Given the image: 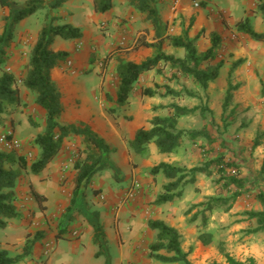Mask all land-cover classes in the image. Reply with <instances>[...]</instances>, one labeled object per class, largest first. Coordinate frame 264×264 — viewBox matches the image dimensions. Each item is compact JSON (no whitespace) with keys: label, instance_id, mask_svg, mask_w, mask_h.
Segmentation results:
<instances>
[{"label":"crops","instance_id":"0c3cea01","mask_svg":"<svg viewBox=\"0 0 264 264\" xmlns=\"http://www.w3.org/2000/svg\"><path fill=\"white\" fill-rule=\"evenodd\" d=\"M45 1L49 7L56 2V0ZM94 1L69 0L60 8L55 9L53 14L59 18L60 24H69L80 28L83 33L80 40L67 42L57 38L53 45L55 51L70 53L76 66L83 69L81 74L78 73L75 76L67 73L62 67L52 71V79L62 95L63 114L60 122L63 125L90 128L115 150L110 156L114 167L119 171L125 168L127 170L125 177L127 176L129 185L133 184L134 186L136 184L132 198H140V201L144 199L143 193L146 194L152 189L157 190L156 196H158L163 192V188L169 183V180L162 175L154 177L151 174V169L162 163L188 169L193 168V166H187L182 158L185 155V145L183 144L175 154H161L157 147L152 144L149 146V155L141 157L129 152L128 142L135 139L140 129H150L152 127L151 121L154 118L172 116L173 110L169 107L173 104L188 109L199 107V100L196 97L200 96L199 92L202 89L191 78L180 74L174 77L175 71L171 70L169 66L161 64L157 69L146 72L140 77L134 86L128 105L118 110L115 115H111L109 110L116 107L112 100H116L119 87L117 77L119 60L141 64L153 58L157 52L156 49L141 47L134 50L133 48L139 39H145L148 43L154 44L157 43V40L154 39L155 32L152 25L145 22L143 16L129 5V0H119L120 5H116L114 0L113 9L107 13H97L94 10ZM259 1L211 0L205 7L200 6V8L195 9L187 0H162V3L170 4L166 6L161 5L162 3L157 0V7L162 8L160 10L161 19L167 25V29L168 27L171 29V25L176 24L175 33L173 35L166 33V36L179 37L188 30L189 37L196 41L199 52H206L211 47V35L218 34L222 38L225 51L228 49L230 63L224 62L219 78L210 84L207 93L212 92V88L216 87L217 84L220 87L232 84V86L241 89L240 96L243 94L253 96L262 88L264 84V42L251 40L238 33L236 28V25L242 20L250 19L253 28L259 33H264V20L260 14L256 13ZM30 18L18 25H29ZM228 28H231L230 31L227 30ZM41 29L42 27L35 31L36 37ZM30 32L31 34L34 33V31ZM30 32L27 31L26 35ZM237 36L240 37L239 43H236L237 40L235 42L233 40ZM77 49L80 50L77 51ZM162 51L177 58L184 56L183 50L175 49L167 40L162 45ZM92 53L98 59L106 58L111 54L112 59L108 65H105L104 69H100L99 65L90 64L89 57ZM7 57V71L12 70L15 74L23 71L28 64V58L26 56L22 58L18 48L8 49ZM232 60H241L243 63L232 70ZM83 75L86 76L83 77ZM96 79L99 81L96 82ZM147 89L154 91L155 96H143V91ZM168 89L176 93H183V95L174 97L168 94ZM20 90L24 108L18 115L7 120L6 125H12L13 120H15L17 127L26 129L28 138L34 141L45 128L46 111L35 104L27 89L20 87ZM186 92L193 93L195 97L188 96ZM226 96L227 89L224 95L225 99ZM108 98L112 100L110 101ZM191 102L193 105L189 104ZM22 111L25 113L23 114ZM198 113L200 112L180 118L179 129L189 130L183 129L182 123ZM27 116H33L34 122L29 123L30 119ZM74 143L77 144V147L81 145L80 136L66 139L58 156L44 171L37 175L27 172L17 182L16 206L21 216L19 219L8 220L5 229L10 228L14 232H18L24 228L23 238L17 235L13 238V240H21V245H25L26 237L30 233L37 231L47 233L43 242L37 244V247H41L40 255L46 242H50L51 247L55 241L71 238L69 233L62 232L57 235L54 230L61 226V221L65 218L72 204L76 171L71 166L72 159L70 157L76 151ZM36 154L38 155V150H36ZM66 165L67 170L64 169ZM200 177L207 176L200 175L197 180ZM138 187L139 189H137ZM185 192L186 189L182 198L160 207L154 206V209L141 214L140 211L136 210L135 202L130 204L131 218H128L134 227L133 233L130 235H126V229L122 228V224L115 226L106 217L103 218L101 225L107 245L109 247H119V245L122 247L121 237L123 239L129 238V241L131 240L129 242L131 260L140 262V256L136 255L137 250L142 245L147 244L149 253L147 264H165L150 258L149 250V246L155 241L156 236V233L149 227V222L161 221L179 232L182 249L192 263L194 255H196L195 249L201 245L199 240L200 229H198L197 221H190L194 212L186 215L187 211L182 206L183 202L187 201ZM33 193H37L46 200L39 204ZM193 204L192 201L190 207ZM144 216H147L146 219ZM66 225L70 231L71 226H68V223ZM81 226L83 225H79V227ZM95 226L97 225L84 224V229L78 233L79 237L85 232L90 234V241L94 245L90 248V255L97 258L100 248L94 242ZM210 230L207 231L213 235L212 243L214 244L217 237L215 231ZM160 254L170 256L166 252H160ZM29 259L26 258L23 263L32 264ZM117 264H121L120 259H117Z\"/></svg>","mask_w":264,"mask_h":264},{"label":"trees","instance_id":"16d2710c","mask_svg":"<svg viewBox=\"0 0 264 264\" xmlns=\"http://www.w3.org/2000/svg\"><path fill=\"white\" fill-rule=\"evenodd\" d=\"M69 0H56L51 6L52 9L60 8ZM200 6L205 7L211 0H200ZM3 8L11 9L10 22L5 33L0 37V125L3 123L1 117L7 113H14L20 106L21 96L20 87L14 74L6 71L5 66L8 61L6 48L13 39V30L22 21L32 17L39 11L46 8L45 0H27L23 5L10 3L9 0H0ZM129 5L139 12L145 22H149L155 32L154 39L157 43H148L145 39H139L134 50L141 47L154 48L156 54L141 64L119 60L117 66V77L119 87L116 100L108 98L114 102L115 109H110L109 113L115 115L118 110L128 105L135 84L140 77L149 71L157 69L161 64L169 66L177 74L191 78L192 81L203 91H207L210 84L214 83L220 75L224 66V61L220 59L222 50V38L218 34L211 35V47L206 52H199L196 41L190 39L189 32L184 31L181 36H166L167 25L163 23L160 11L157 7V0H129ZM114 7V0H95L94 10L97 13H107ZM256 13L260 14L264 20V0L257 4ZM237 32L247 36L251 40L264 42V33L257 32L250 19H245L236 25ZM83 33L80 28L69 24H60L58 17H52L48 23L41 29L35 44L33 45L26 65V74L21 79V86L27 89L34 96L35 103L46 111L45 128L34 140V146L38 150V156L32 163H29L25 156L16 152H4L0 149V229L7 227L8 220L20 218L17 202V182L22 176L23 171L32 174H39L44 171L50 163L58 156L63 148L64 140L70 136L83 137L85 145L80 153L79 160L73 166L76 171L75 189L72 203L79 197L81 188H86L95 176L106 168V160L110 159L115 151L105 140L97 136L90 128L86 126L63 125L60 122L63 114L62 95L57 84L52 79V71L61 67L70 57L66 51H55L53 45L57 38L67 42L80 40ZM175 49L184 51L183 58H177L174 55H167L162 51V45L165 41ZM112 55L105 59V65L111 61ZM243 61L239 60L232 70L238 68ZM224 107L230 103L233 95L232 91L238 89L229 84ZM168 94L174 97H181L183 93H176L168 89ZM190 97H195L193 93L186 92ZM264 98V87L262 89ZM143 96L153 97L155 92L147 89L143 91ZM169 108L173 110L170 117H157L151 121V128L140 129L133 141L128 142L129 152L141 157L149 155V146L154 144L161 154H175L186 140L196 141L201 137V132L185 131L179 129V119L185 116L202 113V107L188 109L176 104ZM206 137V135H205ZM255 146H259L258 143ZM224 155L217 159L206 161L204 166H196L191 169L186 167L174 166L162 163L153 169L151 174L154 177L164 176L169 183L164 186L163 192L159 194L155 201V206L171 203L183 196L184 190L197 182L200 175L219 177V183L227 196H211L205 202L193 205L186 212V215L192 214L191 222L202 219L203 230L199 232V240L203 245H210L213 242V235L206 229L208 228V213L223 210L229 213L238 202L245 188V181L238 174H229L226 167ZM39 204L46 199L33 193ZM264 206V198L261 200ZM70 209V208H69ZM70 211V210H69ZM250 220H256L257 226L251 233H264V209L260 212L245 213ZM149 227L156 233L155 241L149 246L150 258L165 264H192L188 260V255L182 249L181 235L179 232L161 221L149 222ZM206 228V229H205ZM46 238V233L37 231L30 233L26 237L23 253L17 257L10 256L7 250L0 248V264H18L22 260L30 257L34 246ZM94 242L103 248L107 245L106 237L102 232V227L95 226ZM223 244V243H222ZM160 252H166L170 256L161 255ZM100 253L97 254V257ZM227 264H257L254 258L246 261H239L229 254H225Z\"/></svg>","mask_w":264,"mask_h":264},{"label":"rangeland","instance_id":"374dc122","mask_svg":"<svg viewBox=\"0 0 264 264\" xmlns=\"http://www.w3.org/2000/svg\"><path fill=\"white\" fill-rule=\"evenodd\" d=\"M9 1L17 6L25 4L27 0L25 2L24 0ZM159 2L162 3V0H159ZM188 3L195 8L192 2L188 1ZM115 4L120 5L119 0H115ZM161 5L166 6L170 4L166 2ZM158 9L160 11L162 8ZM54 11L55 9L46 5L45 9L30 18L29 25L15 26L13 39L6 48V54L8 49L14 47L19 49L22 58L24 56L28 58L40 33L36 37L35 31L40 27L43 28L49 19L55 17L53 16ZM10 16L11 9L9 7L3 8L0 5V37L8 28ZM175 25L172 24L171 29L168 27L166 32L173 35L176 29ZM230 29L228 28L227 30L230 31ZM27 31H34V33L31 34L30 32L26 35ZM227 37L229 36L227 35ZM239 38L238 36L234 38V42L237 40L236 43H239ZM79 50L77 49V51ZM227 50L225 51L222 43L220 59L229 64L230 59ZM105 59H98L93 53L89 57L90 64L99 65L100 69H104ZM237 62V60L231 61L232 68ZM61 67L67 73L74 76L83 72V69L76 66L71 55ZM7 68L5 66L6 71ZM7 72L14 74L17 84L19 87H22L21 79L26 74V67L17 74L12 70ZM85 76L83 75V77ZM98 81L99 79H96V82ZM229 86L220 87L217 84L216 87L212 88V92L208 93L201 90L199 92L200 96H197L196 99L199 100V107H202L204 111L190 119H183L185 121L182 123L183 129L204 134L196 139L195 142L190 140L185 141V155L182 158L187 166H204L206 161H211L212 159H217L220 155H224L225 163L229 165L226 167L228 173L238 174L246 184L242 190L240 199L229 213L218 210L213 214H207L209 217L208 228L205 229L208 231L213 229L217 240L214 244L210 245H203L200 242V247L195 249L194 253L196 255H194L192 264H227L224 256L226 253L237 258L239 261L254 258L257 264H264V233L252 234L251 231L257 226L256 220L248 219V216L245 214L247 212H260L264 209L261 202L262 198H264V98L261 94L264 84L259 89V92L253 96L251 94L250 96L247 94L240 96L241 89L233 90V97L225 108L224 95ZM31 95L34 99L33 94ZM21 103L22 105L16 112L7 113L1 117L3 123L0 125V139H7L10 146L0 145V149L4 152H16L19 155L25 156L29 163H32L38 155L36 154L37 148L34 146V141L27 136L28 131L22 127H17L15 120H13L12 125H6L7 120L12 118V116L18 115L22 108H24L22 97ZM189 104L193 105L192 102ZM22 113L24 114L25 111H22ZM27 118L30 119L29 123L34 122L33 116H27ZM31 127L33 126L31 125ZM80 139L81 145L79 147L74 143L76 151L70 157L72 159L71 166H74L79 160L80 153L85 147L83 137L80 136ZM256 143L259 146H255ZM177 158L180 159L181 157ZM105 162L106 168L95 176L88 187L81 188L83 194H80L79 198H76V201L71 204L70 211H68L63 221H61V226L54 230L57 235L62 232L69 233L70 235L74 231L81 232V229H84V224L102 226V220L105 217L115 226L122 224V228L126 229V235H130L133 233L134 228L129 222V218H131L130 204L135 202L136 210L140 211V214L154 209L157 197L156 189H152L146 194L143 193L144 199L140 201V198H132L131 191L134 195L136 184L134 186L133 184L129 185L127 176L125 177L127 170L125 168H122L121 171L117 170L113 165L111 157ZM26 173L27 171H23L22 176ZM74 176H76V173ZM218 180L219 177L217 175L213 177H200L194 185L186 187L187 201L182 204L185 211L189 210L192 201L194 202L193 205H196L205 202L211 196H227L228 193L222 189ZM146 217L144 216V219ZM201 220L200 218L197 221L199 231L204 228ZM66 223H68V226H71L70 231ZM79 225L83 226L79 227ZM32 234L34 238V233ZM15 235L23 238L24 228H21L18 232H14L10 228L0 229V248L7 250L12 257L21 255L24 249V245H21V240H13ZM222 240L223 244L221 243ZM129 242H131L129 238L123 239L121 237L122 247L120 245L119 247L104 245L99 250V257L94 258L90 255V248L94 247V245L90 241V234L85 232L80 234L79 238L71 237L60 239L58 242L55 241L50 247L49 255H45L44 250L50 242L44 244L41 255L39 253L41 247H37L36 244L32 255L28 259L30 258L29 260L32 261V264H117V259H120L121 264H147L149 254L147 244L142 245L137 250L138 253L136 255L140 256V262H134L131 260ZM24 260L18 264H25L23 263Z\"/></svg>","mask_w":264,"mask_h":264},{"label":"built area","instance_id":"2783aa9c","mask_svg":"<svg viewBox=\"0 0 264 264\" xmlns=\"http://www.w3.org/2000/svg\"><path fill=\"white\" fill-rule=\"evenodd\" d=\"M187 1L192 2L193 6L195 8H200V0H187ZM69 66H71V64H69ZM0 145L10 146V143L8 142L7 139L1 138L0 139ZM71 164H72V161H71ZM64 169L65 170L68 169L67 165L65 166ZM131 195L133 196V192L132 191H131ZM71 237L72 238H79V233L77 231H74V232L71 233ZM44 254L45 255H49L50 254V245L49 244L46 245V248L44 250Z\"/></svg>","mask_w":264,"mask_h":264}]
</instances>
